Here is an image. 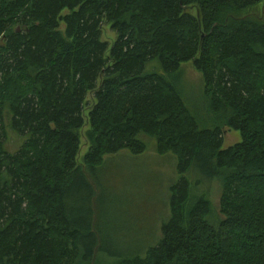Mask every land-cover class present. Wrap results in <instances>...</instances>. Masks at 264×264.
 I'll use <instances>...</instances> for the list:
<instances>
[{
    "label": "trees",
    "instance_id": "16d2710c",
    "mask_svg": "<svg viewBox=\"0 0 264 264\" xmlns=\"http://www.w3.org/2000/svg\"><path fill=\"white\" fill-rule=\"evenodd\" d=\"M262 1L0 0V264H264V21L245 14ZM189 62L213 130L175 88ZM224 128L241 137L226 150ZM146 140L176 159L169 218L154 246L106 249L122 243L117 205L100 207L105 158L143 155ZM215 180L219 216L201 191Z\"/></svg>",
    "mask_w": 264,
    "mask_h": 264
},
{
    "label": "rangeland",
    "instance_id": "374dc122",
    "mask_svg": "<svg viewBox=\"0 0 264 264\" xmlns=\"http://www.w3.org/2000/svg\"><path fill=\"white\" fill-rule=\"evenodd\" d=\"M66 12L62 15L64 16ZM245 14L257 15L264 21V0L246 10ZM116 34L109 26L102 29V41L110 46L116 41ZM157 62L147 64L146 72L162 73ZM175 88L181 99L197 122L199 130H213L216 127L214 115L208 107V100L204 94V82L200 72L195 70L192 62L181 65L178 77L174 80ZM100 85V83H98ZM87 106L84 108L85 125L78 132L80 141V150L77 157V164L83 167V159L90 149V143L87 135L90 126L87 120L88 112L94 104V93H90L86 98ZM223 146L226 150L241 141L238 132L229 129H223ZM8 149L16 151L21 140L13 135H9ZM146 152L140 156H132L129 153L122 152L116 156L105 158L106 168L104 177L102 173L98 176L103 177V183L107 188L100 193V207L102 213L109 217V208L117 205L119 217L116 225L120 226L117 238L122 244L116 245L107 239L103 240V245L110 250L130 251L133 245L138 243L144 248L154 246L160 238V230L170 215V188L181 178L176 171V159L171 155L160 156L155 150V141L146 140ZM198 175L194 173V177ZM187 178V176H185ZM193 182L192 177L190 179ZM201 191L208 197L212 203L215 213L219 216V201L222 192V182L215 180L210 184H204ZM114 197V198H112ZM117 202V203H115ZM113 203V204H112ZM107 218V217H106ZM106 224L101 225L104 237L107 238V232L110 219H105ZM138 249V248H137ZM139 250L138 254H141Z\"/></svg>",
    "mask_w": 264,
    "mask_h": 264
}]
</instances>
